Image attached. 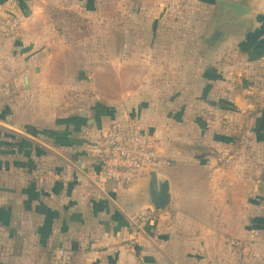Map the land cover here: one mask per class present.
<instances>
[{
	"label": "crops",
	"instance_id": "1",
	"mask_svg": "<svg viewBox=\"0 0 264 264\" xmlns=\"http://www.w3.org/2000/svg\"><path fill=\"white\" fill-rule=\"evenodd\" d=\"M199 1L217 6L211 31L215 40L209 49L207 29L201 30L204 59L191 60L189 53L175 57L172 44L158 42L164 34L175 33L160 27L159 13L146 33L157 40L144 52L151 53V67L178 68L181 73L177 82L165 81L173 90L164 95L147 84L126 95L123 105L130 113L117 115L122 100L86 104L92 100L89 93H96L94 81L87 80L89 72L74 77L69 53L75 50L60 33L66 39L70 32L83 30L79 22H88L100 33L118 36L121 45L120 37L127 32L122 24L126 0H0V15L16 14L23 20L16 38L0 37V259L15 264H163L165 259L169 264H204L222 258L225 239L237 238L242 204L248 208L246 224L252 227L249 238L258 242L250 245L251 259L264 260V234L259 232L260 227L264 233V217L256 207L264 199V185L253 178L240 182L221 162L244 153L246 146L255 161H264V95L251 93L252 98L233 92L224 98L227 85L219 76V60L204 73L206 53L215 43L244 34L252 40L247 53L263 51L253 63L264 72V0ZM219 1L254 13L223 33L219 25L226 19V8ZM60 13L66 16L59 19ZM116 19L118 27L101 28L104 21ZM248 80L241 79L242 86L255 90L256 82ZM230 84L241 87L235 81ZM90 112L92 118L87 117ZM126 114L159 136L160 152L170 161L156 173L157 180H167L170 187V205L163 212L153 209L150 177L130 187L101 178L94 145L110 123ZM239 194L248 195L247 202L239 203ZM149 210L155 212L154 226L147 230L145 246L132 248L130 219ZM60 253H65L64 259Z\"/></svg>",
	"mask_w": 264,
	"mask_h": 264
},
{
	"label": "rangeland",
	"instance_id": "2",
	"mask_svg": "<svg viewBox=\"0 0 264 264\" xmlns=\"http://www.w3.org/2000/svg\"><path fill=\"white\" fill-rule=\"evenodd\" d=\"M172 1V4H167V2L170 3V0H126V17L123 19L122 24H126L127 32L125 37H120L121 45H118V36L109 37L108 34L104 32L100 33L98 32V30H100L99 28L91 27L92 24H88V22L87 24L79 22L83 30L76 33L70 32V35L67 34L66 39L63 35L64 33H60L62 40H66L69 44H72L71 47L75 50L69 53L72 56L71 68L73 67L72 73H74V77L79 78L81 77V73L85 72H89L91 76L97 73V75L92 77L88 75L89 78L87 80L92 79V81H94V92L97 94L89 93L92 100H88L86 104L91 105L98 101L108 103V99L112 100L115 98L122 100L121 105L117 106L118 108L115 111L118 115L122 112L130 113V110H125L126 106L123 105L125 100L124 97H126V95L130 96L131 93L134 94V92H137L144 84L148 85V89H153L157 95H164L167 91L173 90L165 81L173 79L177 82V73H181L177 71L178 68L151 67V53L144 52L145 46L148 43L150 44L152 40H157L153 39L151 34L148 33L146 35V33L150 30L151 23L153 26L159 13H161L160 16L163 18V20L159 21L160 27L165 29L172 28L175 33L174 36L164 34L162 37L158 38V42H160L161 45L172 44L170 49L174 52L175 57H184L183 54L189 53L193 55L191 60H194V58H196V60L204 59V53L200 50L202 44H204V35L201 34V30L204 26L206 27V44L207 46H212L215 39L211 31L214 26V18L217 15V6L214 3L203 5L199 0ZM167 13L170 17L167 16L168 19L166 20L164 18H167ZM63 14L66 16L65 13H60V17L58 18H62ZM73 26L79 25L73 23ZM101 26V28L118 27L119 21L117 19L112 21L106 20ZM184 34L185 36L182 37L181 35ZM215 44L217 45H215L216 47L213 46V51H207L206 53L207 56L205 60L208 66L204 73H210L208 67L213 61L219 60L223 63L220 69L221 73L219 74L220 78L225 82V85H227L224 86L223 97L226 98L225 93L230 94L233 92H240L245 95L254 93L256 97H258V95H264V72L255 69V64L253 63V61L257 62V60L262 58L260 54L263 53V51H255L254 56H252L251 53H247V46L249 47L252 44V40L248 34L229 36ZM105 48H109V50L103 52ZM193 48H195L196 51H194ZM209 48L210 46L208 49ZM77 59H79V61H77ZM100 77L104 79L105 83L102 82ZM252 77L253 79L250 80ZM241 79H243V81L249 79L248 82L251 83L255 81V90L251 91L250 89L248 90L250 87H243ZM232 81L238 84L241 83V87L238 85L236 89L230 84ZM172 85L174 89L177 87L180 88L178 83H172ZM261 92H263V94ZM76 93L83 94L85 92H79L77 90ZM252 94L250 97L252 96L253 98ZM256 97L255 101L258 102ZM129 103L130 102H128V104ZM107 105L112 106V104ZM93 116L94 114L91 112L87 114L88 118H92ZM244 118L243 116L239 119L244 120ZM256 126L258 127V122ZM237 153L238 154L232 158L230 165L225 167V169L227 171L231 170V172L237 175L240 182L249 181V178H253L254 182L260 179V186H263L264 161H255L252 158L251 151H248V146L245 147L244 153L240 151ZM257 176L259 178H257ZM247 196H241V194H239V203L243 201L247 202ZM263 201L264 199L260 198L259 204L256 206L260 218L264 217V208L262 207ZM240 206L242 209H240L238 213L239 225L234 231L235 237L237 238L232 239L231 235V241L225 239L222 246V258L210 260L204 264H264L262 256H256L254 259H251L250 245L257 244L258 242L255 238H249V232L252 227L248 228L249 226L246 224L248 223L249 217L247 213L248 208L242 204ZM259 230V232L262 231V234H264L262 228L259 227ZM258 237L262 238L261 234L257 236V238ZM189 261L190 264H199L198 261ZM178 263L183 264L182 261H178ZM0 264L15 263L3 258L0 259ZM22 264H24V261ZM163 264H169V262L165 259Z\"/></svg>",
	"mask_w": 264,
	"mask_h": 264
},
{
	"label": "built area",
	"instance_id": "3",
	"mask_svg": "<svg viewBox=\"0 0 264 264\" xmlns=\"http://www.w3.org/2000/svg\"><path fill=\"white\" fill-rule=\"evenodd\" d=\"M22 24V18L16 14L0 15V37L6 40L16 38ZM161 145L159 136L145 129L135 117L126 114L116 118L101 132L93 149L100 161L102 180L120 187H130L149 178L151 173L170 166V161L160 152ZM231 159H222V165L228 167ZM154 221L153 210L130 219L128 242L132 248L145 246L147 230L154 226ZM254 234L258 235L259 232L255 231ZM59 255L65 258V253Z\"/></svg>",
	"mask_w": 264,
	"mask_h": 264
},
{
	"label": "water",
	"instance_id": "4",
	"mask_svg": "<svg viewBox=\"0 0 264 264\" xmlns=\"http://www.w3.org/2000/svg\"><path fill=\"white\" fill-rule=\"evenodd\" d=\"M226 8V19L220 23L219 29L223 33L230 32L232 29L241 26L254 11L246 6L219 1ZM28 85V80L26 79ZM92 122V121H91ZM151 193L152 206L156 212L165 211L170 205V187L167 180L159 182L156 172L151 173Z\"/></svg>",
	"mask_w": 264,
	"mask_h": 264
}]
</instances>
